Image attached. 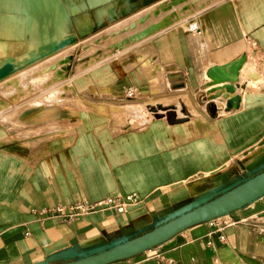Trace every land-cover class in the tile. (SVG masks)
<instances>
[{"label":"crops","instance_id":"obj_1","mask_svg":"<svg viewBox=\"0 0 264 264\" xmlns=\"http://www.w3.org/2000/svg\"><path fill=\"white\" fill-rule=\"evenodd\" d=\"M101 1L109 0H90ZM182 1L186 12L199 3L201 10L132 43L124 58L94 64L86 59L68 74L69 60L60 73L64 89L46 104L0 120V264L62 261L133 236L264 168V0ZM111 4L98 7L93 17L84 12L85 19L96 24ZM0 12L13 40L0 49V66L17 58L35 59L30 64L48 59L27 57L22 0H1ZM190 19L199 32L182 24ZM243 55L234 93L221 89L211 100L218 90H208L228 83L211 84L207 71ZM50 61L42 72L53 74ZM234 95L237 106L226 110ZM124 106H143L149 116L134 110L133 118L119 110ZM168 108L187 119L169 124L156 117ZM117 192H137L142 202L70 222L32 212ZM110 264H264V196Z\"/></svg>","mask_w":264,"mask_h":264},{"label":"rangeland","instance_id":"obj_2","mask_svg":"<svg viewBox=\"0 0 264 264\" xmlns=\"http://www.w3.org/2000/svg\"><path fill=\"white\" fill-rule=\"evenodd\" d=\"M30 2L31 0H22V12L25 17L24 27L27 28L26 32L28 33V36H29L28 41L34 38V39L39 40L42 44V43H45L46 41L45 40L44 42H42L45 36L42 35L43 34L42 31L41 33H39L41 28L37 30L36 23H33V22L31 23L32 17L30 19L29 12H28ZM65 2L67 4V5L65 4L66 11L68 12L67 10V7H68L69 12H70V15L68 16L70 19L68 23V29L70 30L69 36L72 37L76 35V40H75L76 42L72 43L71 49L69 50V52H67V53H70L71 55L69 59L70 62L68 64L69 66L67 70H65V72H67L68 74H70V71L73 72L74 65L77 62L83 63L84 61H86V59L88 60V64L89 63L94 64L101 58H106V59L119 58V57L124 58L128 50V47L132 46V43L142 40L145 35L149 36L152 32L153 33L156 32L161 26H164V25L167 26L174 22L180 23L184 19L192 18L196 16L197 12L201 10V8L200 9L197 8L198 5H200V3L196 4L195 10L188 9L187 12L185 10L181 12H177V8L175 6H171L170 11L167 10L165 12V15L168 13H171L172 16L170 17L164 16V18H161L163 13H160L158 15V18L153 19L149 17L148 19L143 20L140 24L136 25V28L133 30L132 34H130L131 30H128L125 28L123 29L124 35L120 36L119 32L121 30L114 31L112 33V26L114 24H116L120 20H123L124 18L126 19L130 17L131 15L142 11L148 6L153 5L154 7H157L158 5L157 3H159V0H149V1L109 0V1H101L96 4H91L90 0H82L83 7L80 5V2L77 0H66ZM109 2H111L112 4L106 8L102 16L100 15L98 17L96 24L90 25L89 22L85 19L87 18L89 20L90 18H88V16H85L84 12L89 13L91 17H93L94 11L98 7L106 5ZM113 2H117V3L115 4ZM131 5H136V7L133 8L131 7ZM1 15L2 13L0 12V49L7 50L8 46L11 43H13V40L7 36V31L5 29L4 22L1 20ZM14 16L19 18L22 16V14H20L19 11H16ZM36 19H37V16L35 17V21ZM33 21H34V18H33ZM153 21H157L159 23L158 26H152ZM190 22H191V19L188 20V22H183L182 24L186 23L188 26ZM40 24H42V22H40ZM49 24L50 23L48 21L44 23L45 28H48ZM146 25H148L147 29L149 30L146 33L143 32V35H141V30L144 31L146 29ZM83 29L84 30L87 29L86 32H84ZM32 31L33 32L35 31V34H32L31 33ZM76 33L80 35H77ZM40 34L42 35L41 37L39 36ZM46 34H47L46 36L47 40L49 41L50 39L52 41L54 40L50 37L48 32ZM33 35H35L36 37ZM66 35H67L66 33L63 35V39H65ZM38 37L41 38V40L38 39ZM53 43L54 42L51 43L52 46H53ZM114 46H118L119 49ZM44 47L45 45L42 44L40 48L39 47L37 48V51H35V53H34V50L31 51V53L33 52L32 53L33 56H47L48 59H45L43 61H39L33 64L25 65L20 70L13 73L12 76L10 75L7 78H4L3 82L2 80L0 81V120L1 121H2V118L5 120L7 118H11L15 116L16 112L22 109L30 108V107H37L39 105L46 104V100L50 98L52 99L53 98L52 94H56V93H53L54 91H57L59 89H64V86L62 85V82H63L62 78L65 73L63 72L62 75H60V73L62 69L64 68L65 63L63 62L64 60L61 57H59V56H62L63 54L59 53V55L57 56L49 55L50 53L49 50H51V53L54 50L50 49L52 47H49L48 49ZM44 49L46 50L44 51ZM24 51H25V48L22 47V49L17 50L16 52L17 54H23ZM44 52H47V53L43 55ZM33 56H30L28 58H31ZM51 58L54 59V61L53 60L50 61V64L54 65V69H55L54 76H51L52 72L46 74L41 71V66L44 65L47 61H49V59L51 60ZM82 66L84 65L82 64ZM9 78H11L10 81H9ZM14 79H16L17 81ZM5 83H9V84H5ZM126 107L127 106H124L123 108H120L119 110L130 114L133 118L136 117L135 114L131 113L134 110L142 112V116H145V117L149 116L148 110H146V108H143V106H135L134 109L132 108L126 109Z\"/></svg>","mask_w":264,"mask_h":264},{"label":"water","instance_id":"obj_3","mask_svg":"<svg viewBox=\"0 0 264 264\" xmlns=\"http://www.w3.org/2000/svg\"><path fill=\"white\" fill-rule=\"evenodd\" d=\"M75 40L76 35L61 40L54 45L52 50H59L70 43L76 42ZM45 53L47 52H44L43 55ZM243 60L244 55L226 66H214L207 71V76L211 79V84L228 83L216 88L215 90L218 91L211 96V100L218 98L222 94L221 89L228 94L234 93L235 87L233 83L237 78V73ZM31 61L25 60L19 63L4 62L0 66V81L17 72L23 66L30 64ZM215 90H208L207 94L213 93ZM238 102L239 95L228 98L225 103V109L229 110L236 107ZM212 106L214 107V104ZM163 116L169 124L182 122L187 119L186 117H177L173 108L165 109L163 113L156 114L158 118ZM262 196H264V168L182 206L133 236L122 238L86 252H81L77 256L62 261H42L34 264H110L132 258L167 241L177 233L193 225L230 214Z\"/></svg>","mask_w":264,"mask_h":264},{"label":"bare ground","instance_id":"obj_4","mask_svg":"<svg viewBox=\"0 0 264 264\" xmlns=\"http://www.w3.org/2000/svg\"><path fill=\"white\" fill-rule=\"evenodd\" d=\"M1 1V0H0ZM157 7H154L153 5L151 6H148L147 8L143 9L142 11L136 13V14H133L131 15L130 17L128 18H124L123 20H120L119 22H117L116 24H114L112 26V33L114 31H118V30H121L119 32L120 36H123L124 35V32H123V29H128V30H131L130 34L133 33V30L136 28V25L140 24L143 20L145 19H148L149 17L155 19V18H158V15L160 13H163L162 17L161 18H164L165 17H170L172 16L171 13H168L165 15V12L168 10L170 11V7L171 6H175L177 8V12H181L184 10V1L182 0H163V1H159V3H157ZM28 12H29V16H30V19L32 17V21L31 23H36L37 24V30L39 28H41L40 32L42 31V35L45 36V38L43 39L42 42H44L45 40V43H42L43 45H45L44 48H49V47H54V45H56L57 43H59L61 40H64L63 39V35L66 33L67 35L65 36V39L68 38V37H71L69 36L70 34V30L68 29V23H69V15L70 13H68L63 5V2L61 0H31L30 4H29V8H28ZM37 16V19L35 21V17ZM33 18H34V21H33ZM49 22V26L48 28H45V25L44 23L46 22ZM40 22H42V24H40ZM166 22V21H165ZM152 26H158V22L157 21H153L152 22ZM162 24V23H160ZM44 26V27H43ZM165 26V25H164ZM163 26H161L160 28H162ZM29 28V27H28ZM148 28V25H146V29L143 31L141 30V35H143V32L146 33L149 29ZM156 28V27H154ZM159 28V29H160ZM88 29V28H87ZM86 29V30H87ZM29 30V29H28ZM35 30V28H34ZM86 30L83 29L84 32H86ZM151 30V29H150ZM153 30V29H152ZM44 31V32H43ZM136 31V30H135ZM50 35V37L52 39H54L53 41L50 39L47 40V33ZM32 34H35V31L31 32ZM46 35H45V34ZM153 33V32H152ZM151 33V34H152ZM41 34L39 35L40 37L42 36ZM35 36V35H33ZM38 36V35H37ZM36 37V36H35ZM144 37H147V35H145ZM143 37V38H144ZM38 39L41 40V38L38 37ZM52 42L53 43V46H52ZM41 42L37 39H34L32 38V40L30 39L29 40V54L27 55V57H30V56H33V52L31 53V51L34 50V53L35 51H37V48L41 47L42 46ZM86 44V43H85ZM72 43H70V45H66L64 46L63 48L59 49V50H54L52 51L51 53V50H49V55H53V56H57L60 54H63L62 56H59L61 57L64 61L65 64H67L69 62V59H70V53H67L69 52V50L71 49V46ZM87 45V44H86ZM121 46V45H119ZM69 47V48H68ZM85 47V46H84ZM116 48H118V46H114ZM43 48V47H42ZM50 48V49H52ZM86 49V48H85ZM119 49V48H118ZM40 50V49H39ZM38 50V51H39ZM46 49H44L45 51ZM41 52V51H40ZM43 52V50H42ZM27 54V53H26ZM15 58V57H14ZM19 58H17L16 60H11L9 62H16L18 61ZM54 61V59L51 58V61ZM6 61V60H5ZM8 61V60H7ZM61 61V60H60ZM61 63V62H60ZM3 64V63H2ZM1 64V65H2ZM83 63L79 62L78 64V70H80L83 66H82ZM51 71H49L50 73ZM54 74V72H53ZM51 73V75H53ZM13 75V74H12ZM11 75V76H12ZM55 75V74H54ZM7 78V77H6ZM11 78H9V81H10ZM7 80V79H6ZM16 80V79H14ZM13 80V81H14ZM39 80V79H37ZM17 81V80H16ZM3 82V80H2ZM7 82V81H6ZM27 82V81H26ZM11 83V82H9ZM9 83H5V84H9ZM16 83V82H15ZM32 83V82H31ZM37 83V82H36ZM2 84V83H1ZM4 85V84H3ZM7 86V85H6ZM218 88V87H217ZM216 89V88H215ZM215 89H212V90H215ZM220 97V96H219ZM218 97V98H219ZM159 111V110H158ZM178 112V111H177ZM179 116V115H178ZM63 129V128H62ZM33 143V142H32Z\"/></svg>","mask_w":264,"mask_h":264},{"label":"built area","instance_id":"obj_5","mask_svg":"<svg viewBox=\"0 0 264 264\" xmlns=\"http://www.w3.org/2000/svg\"><path fill=\"white\" fill-rule=\"evenodd\" d=\"M192 22V23H191ZM187 28L190 32H199L196 21L191 20ZM126 96H132V90L126 91ZM142 202V197L137 192H129L126 194L114 193L102 197L98 200H78L70 204H55L48 208L33 209L32 212L39 217H59L63 222H70L79 216L89 215L103 210H115L116 212H124L129 207ZM226 222L222 223L225 226ZM222 239L223 237L220 236Z\"/></svg>","mask_w":264,"mask_h":264}]
</instances>
